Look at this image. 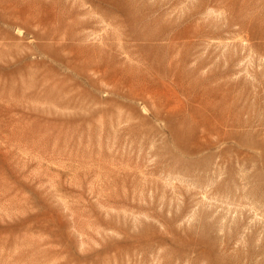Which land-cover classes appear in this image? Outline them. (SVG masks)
I'll use <instances>...</instances> for the list:
<instances>
[{
    "label": "rangeland",
    "instance_id": "1",
    "mask_svg": "<svg viewBox=\"0 0 264 264\" xmlns=\"http://www.w3.org/2000/svg\"><path fill=\"white\" fill-rule=\"evenodd\" d=\"M0 264H264V0H0Z\"/></svg>",
    "mask_w": 264,
    "mask_h": 264
}]
</instances>
